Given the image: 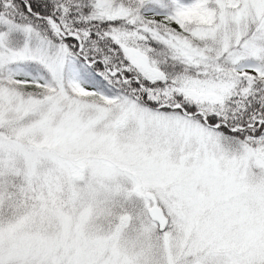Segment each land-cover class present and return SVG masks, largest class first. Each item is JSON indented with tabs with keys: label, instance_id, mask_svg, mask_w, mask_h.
<instances>
[{
	"label": "snow or ice",
	"instance_id": "6c2138e0",
	"mask_svg": "<svg viewBox=\"0 0 264 264\" xmlns=\"http://www.w3.org/2000/svg\"><path fill=\"white\" fill-rule=\"evenodd\" d=\"M0 264H264V0H0Z\"/></svg>",
	"mask_w": 264,
	"mask_h": 264
}]
</instances>
